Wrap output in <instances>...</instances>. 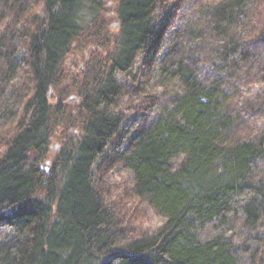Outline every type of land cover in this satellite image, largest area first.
<instances>
[{"label":"trees","instance_id":"16d2710c","mask_svg":"<svg viewBox=\"0 0 264 264\" xmlns=\"http://www.w3.org/2000/svg\"><path fill=\"white\" fill-rule=\"evenodd\" d=\"M0 264H264V0H0Z\"/></svg>","mask_w":264,"mask_h":264},{"label":"rangeland","instance_id":"374dc122","mask_svg":"<svg viewBox=\"0 0 264 264\" xmlns=\"http://www.w3.org/2000/svg\"><path fill=\"white\" fill-rule=\"evenodd\" d=\"M205 3V2H204ZM116 24V22L114 23V25ZM114 25H112V29L113 30H117V28H115V26ZM86 51H89V49L88 50H86ZM105 53V52H104ZM89 52H86V59L85 60H82V59H79L78 61H77V67H79V70H81V71H85V69H86V64H87V62L89 61ZM68 63L69 64H71L72 65V60H68ZM74 68V67H73ZM77 96H75V95H71L69 98H68V100H67V102L68 103H72V102H77ZM59 149H60V144L58 143V142H54L53 144H52V146H51V150L52 151H55V152H57V151H59ZM50 165V163H47V166H49ZM109 191L112 193V192H114V189H109ZM124 199L123 198H120V203L121 204H124ZM127 204V203H126ZM144 215V214H143ZM147 216V215H146ZM148 217H149V222H147L149 225H146L147 227H150L151 229L152 228H155L156 226H158L159 224H157L158 223V220H157V218H155L150 212H149V214H148ZM144 230H146V229H144Z\"/></svg>","mask_w":264,"mask_h":264},{"label":"water","instance_id":"95a60500","mask_svg":"<svg viewBox=\"0 0 264 264\" xmlns=\"http://www.w3.org/2000/svg\"><path fill=\"white\" fill-rule=\"evenodd\" d=\"M114 26H115V28H116V27L118 26V24H115ZM50 93H51V92H50ZM52 97H53V95H52Z\"/></svg>","mask_w":264,"mask_h":264}]
</instances>
